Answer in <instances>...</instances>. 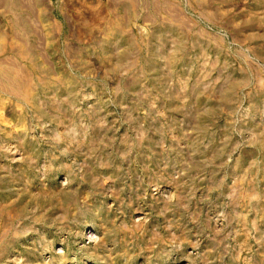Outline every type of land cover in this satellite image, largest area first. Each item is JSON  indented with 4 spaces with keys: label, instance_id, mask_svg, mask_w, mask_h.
I'll return each instance as SVG.
<instances>
[{
    "label": "rangeland",
    "instance_id": "obj_1",
    "mask_svg": "<svg viewBox=\"0 0 264 264\" xmlns=\"http://www.w3.org/2000/svg\"><path fill=\"white\" fill-rule=\"evenodd\" d=\"M0 264H264V0H0Z\"/></svg>",
    "mask_w": 264,
    "mask_h": 264
}]
</instances>
